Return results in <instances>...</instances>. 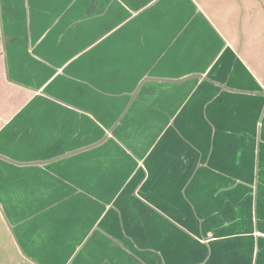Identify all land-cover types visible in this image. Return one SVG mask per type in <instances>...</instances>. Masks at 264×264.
<instances>
[{
  "label": "crops",
  "instance_id": "obj_1",
  "mask_svg": "<svg viewBox=\"0 0 264 264\" xmlns=\"http://www.w3.org/2000/svg\"><path fill=\"white\" fill-rule=\"evenodd\" d=\"M0 209L20 264H264V0H0Z\"/></svg>",
  "mask_w": 264,
  "mask_h": 264
},
{
  "label": "rangeland",
  "instance_id": "obj_2",
  "mask_svg": "<svg viewBox=\"0 0 264 264\" xmlns=\"http://www.w3.org/2000/svg\"><path fill=\"white\" fill-rule=\"evenodd\" d=\"M199 43L202 45L204 44V39L202 37ZM3 229L4 228L0 223V264H20V255L18 254L19 250L15 245H13L11 238L4 235L5 229Z\"/></svg>",
  "mask_w": 264,
  "mask_h": 264
}]
</instances>
